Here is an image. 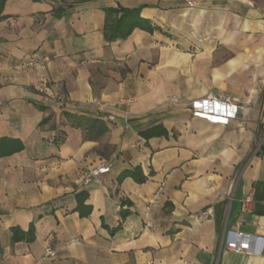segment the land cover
<instances>
[{
  "label": "crops",
  "instance_id": "1",
  "mask_svg": "<svg viewBox=\"0 0 264 264\" xmlns=\"http://www.w3.org/2000/svg\"><path fill=\"white\" fill-rule=\"evenodd\" d=\"M141 4L153 30L106 41L103 8ZM1 15L0 264H264V248L220 247L227 230L264 238V0H6ZM31 55L50 59L13 74ZM209 93L239 98V115L193 116ZM75 117L106 130L88 138ZM100 163L109 172L84 184Z\"/></svg>",
  "mask_w": 264,
  "mask_h": 264
},
{
  "label": "built area",
  "instance_id": "2",
  "mask_svg": "<svg viewBox=\"0 0 264 264\" xmlns=\"http://www.w3.org/2000/svg\"><path fill=\"white\" fill-rule=\"evenodd\" d=\"M191 5V2L189 1ZM50 59L47 55H31L21 61L15 62L11 65L13 74L19 71L35 69L38 66L48 62ZM13 74L7 77V80L13 78ZM264 85V81H263ZM35 90L42 95V101L49 105L64 106L68 103L67 97L63 93H56L54 95L46 94L45 89L36 85ZM172 98H179V95H173ZM95 107L100 112L107 107V104L101 101H95ZM189 106L193 116L204 118L208 121L226 124L230 119L236 118L240 110L243 107V103L236 96L221 93L212 94L209 93L201 98L190 101ZM112 118V117H109ZM264 142V119L262 122V137L259 141V146ZM110 170V164L100 163L94 168L88 170L84 177L83 183L88 184L101 174L107 173ZM163 187L160 186L147 200L143 216L144 224L146 227H151L150 213L152 205L157 201L158 194L162 191ZM251 196L247 195L242 198L240 207L242 211H249L251 208ZM207 211L201 212L197 217L203 219L206 216ZM78 238L71 239V241H77ZM260 242L261 247L252 248V242ZM225 244V247L231 251L244 252V253H255L260 254L264 248V238L259 236L250 235L248 233L239 230H227L222 234L220 240V247ZM45 256L54 258L56 256L55 249L51 247L45 248ZM184 264H194L192 262H186ZM216 264V263H215Z\"/></svg>",
  "mask_w": 264,
  "mask_h": 264
},
{
  "label": "trees",
  "instance_id": "3",
  "mask_svg": "<svg viewBox=\"0 0 264 264\" xmlns=\"http://www.w3.org/2000/svg\"><path fill=\"white\" fill-rule=\"evenodd\" d=\"M6 0H0V18L3 16L1 12ZM144 6L141 4L136 8H124V7H105L104 11V24H103V36L104 39L108 42H112L116 39H122L129 36L131 31L135 27H139L148 31H152L154 26L151 25L150 21L144 19L140 16V8ZM75 120L78 125H81L85 132L86 137L94 138V131L97 133L104 132L106 130L104 122L96 118L89 117H75ZM164 130L160 127L148 129L143 131L141 134L144 136H152L155 134H161ZM126 174H132L133 172H127ZM123 177V176H121ZM141 181L140 178H136ZM87 195L85 192H80L76 194L77 206L75 210L79 212L80 216H87L91 211L90 205L84 203ZM124 216V215H123ZM120 225L117 227L119 228ZM115 228V229H117ZM31 229L28 230V232ZM17 230L14 231L13 239H17L19 236ZM20 238V237H19Z\"/></svg>",
  "mask_w": 264,
  "mask_h": 264
},
{
  "label": "rangeland",
  "instance_id": "4",
  "mask_svg": "<svg viewBox=\"0 0 264 264\" xmlns=\"http://www.w3.org/2000/svg\"><path fill=\"white\" fill-rule=\"evenodd\" d=\"M259 85V84H258Z\"/></svg>",
  "mask_w": 264,
  "mask_h": 264
}]
</instances>
